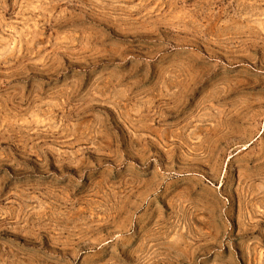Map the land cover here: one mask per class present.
<instances>
[{
  "label": "rangeland",
  "instance_id": "rangeland-1",
  "mask_svg": "<svg viewBox=\"0 0 264 264\" xmlns=\"http://www.w3.org/2000/svg\"><path fill=\"white\" fill-rule=\"evenodd\" d=\"M0 264H264V0H0Z\"/></svg>",
  "mask_w": 264,
  "mask_h": 264
}]
</instances>
